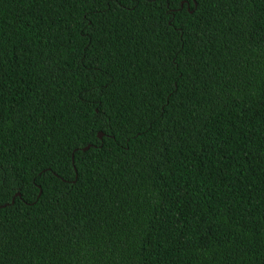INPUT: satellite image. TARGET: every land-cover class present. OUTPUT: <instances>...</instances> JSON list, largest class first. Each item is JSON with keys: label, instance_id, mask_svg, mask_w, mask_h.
<instances>
[{"label": "trees", "instance_id": "1", "mask_svg": "<svg viewBox=\"0 0 264 264\" xmlns=\"http://www.w3.org/2000/svg\"><path fill=\"white\" fill-rule=\"evenodd\" d=\"M196 5L0 0V264H264V0Z\"/></svg>", "mask_w": 264, "mask_h": 264}, {"label": "snow or ice", "instance_id": "2", "mask_svg": "<svg viewBox=\"0 0 264 264\" xmlns=\"http://www.w3.org/2000/svg\"><path fill=\"white\" fill-rule=\"evenodd\" d=\"M116 3H120V0H115ZM170 2H175L177 9H181L184 4L189 3V0H170ZM199 0H197V5L198 6Z\"/></svg>", "mask_w": 264, "mask_h": 264}, {"label": "water", "instance_id": "3", "mask_svg": "<svg viewBox=\"0 0 264 264\" xmlns=\"http://www.w3.org/2000/svg\"><path fill=\"white\" fill-rule=\"evenodd\" d=\"M101 136H102L101 133H97V138H98V139H100ZM88 147H89V146H86V147L82 148L81 151H85ZM14 196H17V197H18L19 195H18V193H16ZM11 203H12V200H11ZM1 207H3V206H1Z\"/></svg>", "mask_w": 264, "mask_h": 264}]
</instances>
